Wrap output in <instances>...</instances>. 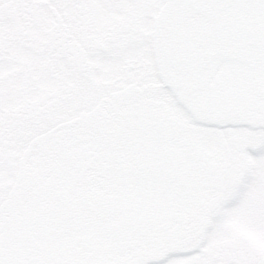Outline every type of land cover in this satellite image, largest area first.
<instances>
[{
  "label": "snow or ice",
  "instance_id": "obj_1",
  "mask_svg": "<svg viewBox=\"0 0 264 264\" xmlns=\"http://www.w3.org/2000/svg\"><path fill=\"white\" fill-rule=\"evenodd\" d=\"M0 264H264V0H0Z\"/></svg>",
  "mask_w": 264,
  "mask_h": 264
}]
</instances>
